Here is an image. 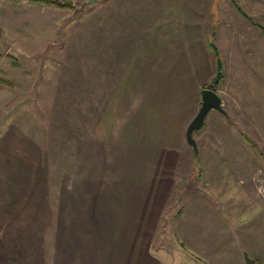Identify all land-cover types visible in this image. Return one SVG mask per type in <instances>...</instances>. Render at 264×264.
<instances>
[{
  "label": "rangeland",
  "instance_id": "374dc122",
  "mask_svg": "<svg viewBox=\"0 0 264 264\" xmlns=\"http://www.w3.org/2000/svg\"><path fill=\"white\" fill-rule=\"evenodd\" d=\"M64 1L73 7L0 0V264H247L245 256L264 264V54L237 60L226 53L236 49L232 40L241 44L256 32L235 11L237 0L212 4L233 13L229 31L218 19L211 29L204 20L193 28L199 37L213 32L193 45L196 70L209 86L221 60L223 80L214 88L226 114L210 110L193 132L197 151L185 140L172 197L158 220H138L137 228L120 199L125 151L100 143L99 116L109 88L124 77L119 67L143 35L153 42L162 30L147 33L155 11L211 3ZM200 101L198 91L191 119ZM221 138L233 154L219 155ZM137 207L132 221L141 216Z\"/></svg>",
  "mask_w": 264,
  "mask_h": 264
},
{
  "label": "crops",
  "instance_id": "0c3cea01",
  "mask_svg": "<svg viewBox=\"0 0 264 264\" xmlns=\"http://www.w3.org/2000/svg\"><path fill=\"white\" fill-rule=\"evenodd\" d=\"M213 2L214 0H210L211 5H204L203 8L196 5L189 11H181L176 3L155 11L152 17L154 22L152 20L147 33L151 29L162 30L152 36L153 42L147 41V34L143 35L128 64L119 67H123L119 72H125L124 77L116 81L113 89L109 88L106 109L103 116H99L95 134L103 140L100 143L110 147L116 143V147L125 151L127 163L124 164L123 172L126 177L125 183L120 186L123 189L120 199L125 203L121 205L126 207L124 211L128 213L126 216L129 224H134L135 228L138 220H158L163 204L172 197V182L178 158L182 156L183 148L187 147L185 130L191 119L198 91L200 94L204 83L198 77L196 61L199 51L193 45L202 38L207 43L213 34L211 31L209 36L199 37V33L195 34L193 28L204 20L205 28L210 24L211 29L217 19L226 28L224 25L228 26L230 16H234L230 10L225 15L224 11L216 12ZM235 3V11L250 22L251 26H246L247 31L251 27L256 32H253L251 38L245 34L241 44L232 40L236 49L228 47L226 53H235L238 55L237 60L244 59V54L253 57L256 54L260 59L264 54V34L261 35V32L264 33V0H237ZM122 10L126 13L125 6L118 13ZM142 13L145 16L147 11L142 10ZM146 18L148 16L141 20ZM227 29L230 30L229 26ZM228 36H232L231 31ZM242 44L244 48L239 49L238 45ZM208 45L214 52L212 46L216 48V45L211 42ZM152 59L154 60L151 62ZM233 149L222 139L217 151L220 156L225 157L233 154ZM128 204L130 207L140 205L133 209L141 213L135 221H132L133 213ZM153 227L154 224H144V229ZM125 251L130 253V250ZM118 263L138 264L126 260ZM156 263L141 260L139 264Z\"/></svg>",
  "mask_w": 264,
  "mask_h": 264
},
{
  "label": "water",
  "instance_id": "95a60500",
  "mask_svg": "<svg viewBox=\"0 0 264 264\" xmlns=\"http://www.w3.org/2000/svg\"><path fill=\"white\" fill-rule=\"evenodd\" d=\"M200 99L201 101L198 111L190 120L185 130L186 142L191 145L195 151H197V146L193 137V132L203 125L207 113L211 109H215L222 114H226V111L222 106L221 97L215 89L210 88L209 86H203L200 90Z\"/></svg>",
  "mask_w": 264,
  "mask_h": 264
},
{
  "label": "trees",
  "instance_id": "16d2710c",
  "mask_svg": "<svg viewBox=\"0 0 264 264\" xmlns=\"http://www.w3.org/2000/svg\"><path fill=\"white\" fill-rule=\"evenodd\" d=\"M32 1L40 2V3L46 4V5H51V6L56 7V8H65V7L66 8L67 7L72 8L73 7V5L70 1H64V0L63 1L62 0H32ZM0 32H1V29H0ZM212 48L214 50L215 55L217 56L218 55L217 49L215 48V46H212ZM216 62H217L218 72L216 73L213 81L209 84V87L213 88V89H215L214 87H216L223 80V74L220 70L221 69V60L217 57ZM245 260H246L247 264H253L252 260H250L247 256H245Z\"/></svg>",
  "mask_w": 264,
  "mask_h": 264
}]
</instances>
